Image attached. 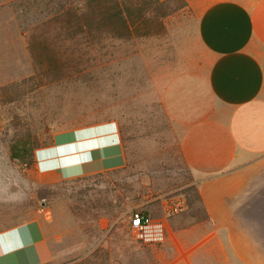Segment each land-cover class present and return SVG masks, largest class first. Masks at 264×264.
I'll use <instances>...</instances> for the list:
<instances>
[{
	"label": "rangeland",
	"instance_id": "rangeland-1",
	"mask_svg": "<svg viewBox=\"0 0 264 264\" xmlns=\"http://www.w3.org/2000/svg\"><path fill=\"white\" fill-rule=\"evenodd\" d=\"M158 1L168 8L147 14L132 38L103 37L73 52L68 41L59 51L53 33L41 36L57 0H0V232L39 221L51 252L41 264H240L204 245V232L194 228L206 217L160 94L171 75L196 61V18L185 0ZM32 35L47 40L48 59L40 50L32 57ZM62 59L78 60L64 70L68 78L55 80L49 65ZM109 120L118 123L126 153L118 171L38 185L33 168L10 157L21 141ZM172 196L185 207L165 217ZM134 210L163 222L162 243L132 239ZM3 256L0 262L20 263Z\"/></svg>",
	"mask_w": 264,
	"mask_h": 264
},
{
	"label": "crops",
	"instance_id": "crops-1",
	"mask_svg": "<svg viewBox=\"0 0 264 264\" xmlns=\"http://www.w3.org/2000/svg\"><path fill=\"white\" fill-rule=\"evenodd\" d=\"M185 1L196 18L197 57L166 80L160 102L206 216L194 228L235 262L264 264V0ZM126 162L118 123L109 120L53 133L35 150L31 173L51 185ZM0 251L19 264L51 256L36 220L1 231Z\"/></svg>",
	"mask_w": 264,
	"mask_h": 264
},
{
	"label": "trees",
	"instance_id": "trees-1",
	"mask_svg": "<svg viewBox=\"0 0 264 264\" xmlns=\"http://www.w3.org/2000/svg\"><path fill=\"white\" fill-rule=\"evenodd\" d=\"M57 1L55 13L43 25L44 27L46 26V29L43 30L41 36L44 37L53 33V39H55L54 42L58 46L59 51H62L66 47L64 43L68 41L70 43L69 47H71L73 52L82 45L87 46L91 42H100L103 37L111 40L130 39L134 33L140 30L141 23L145 24L148 22L147 14H149V17L151 15L157 16L162 10L165 11L168 8L158 0ZM40 38L39 35H32L30 39L29 51L34 59L41 57L36 54L38 50H40L43 57H48L50 47L46 39L42 40ZM74 55L78 57L77 51ZM77 60H57L52 66L49 65L51 68L48 70L55 80L68 78V72L64 70L72 65L75 66ZM33 78L31 77L30 79L32 80ZM51 142L52 136L42 142L35 140L32 144H29L27 141H21L16 147H11L10 157L29 168H33L35 150L48 146ZM192 189L195 190L194 187ZM195 197L200 203L196 190Z\"/></svg>",
	"mask_w": 264,
	"mask_h": 264
},
{
	"label": "built area",
	"instance_id": "built-area-1",
	"mask_svg": "<svg viewBox=\"0 0 264 264\" xmlns=\"http://www.w3.org/2000/svg\"><path fill=\"white\" fill-rule=\"evenodd\" d=\"M185 202L182 198L172 196L165 200L163 211L165 217H171L182 211ZM129 232L132 239L143 245L160 244L165 239V227L162 221H151L149 217L140 210H134L129 216Z\"/></svg>",
	"mask_w": 264,
	"mask_h": 264
}]
</instances>
